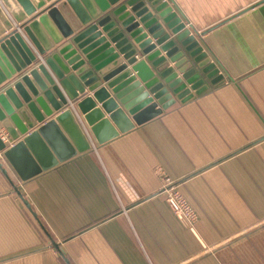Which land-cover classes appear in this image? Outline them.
I'll return each instance as SVG.
<instances>
[{"label": "crops", "instance_id": "crops-1", "mask_svg": "<svg viewBox=\"0 0 264 264\" xmlns=\"http://www.w3.org/2000/svg\"><path fill=\"white\" fill-rule=\"evenodd\" d=\"M167 1L187 28L202 33L235 24L263 0ZM0 10L12 24L0 39L31 17L16 0H0ZM71 26L66 21L64 29ZM244 27L247 58L258 60L263 43L248 22ZM226 57L235 74V54ZM39 80L47 82L41 72ZM191 95L104 144L88 132L91 150L62 153L63 161L53 155L50 165L58 164L27 181L0 151V264H264V63ZM166 177L179 181L198 213L192 226L159 193Z\"/></svg>", "mask_w": 264, "mask_h": 264}, {"label": "water", "instance_id": "water-1", "mask_svg": "<svg viewBox=\"0 0 264 264\" xmlns=\"http://www.w3.org/2000/svg\"><path fill=\"white\" fill-rule=\"evenodd\" d=\"M16 1L31 17L0 39V90L21 76L0 93L8 137L7 143L0 137V151L23 181L57 165H50L53 155L91 150L88 132L104 144L186 103L191 89L201 95L264 63V52L258 60L247 58L250 41L243 37L248 22L264 47V0L239 13L235 24L228 20L203 33L187 28L167 0ZM11 27L0 10V34ZM137 49L145 57H136ZM233 53L235 74L226 57ZM224 67L232 76L220 73Z\"/></svg>", "mask_w": 264, "mask_h": 264}, {"label": "built area", "instance_id": "built-area-1", "mask_svg": "<svg viewBox=\"0 0 264 264\" xmlns=\"http://www.w3.org/2000/svg\"><path fill=\"white\" fill-rule=\"evenodd\" d=\"M39 60L44 61V57L39 55ZM0 137L4 140L7 141V133L3 128H0ZM171 190H174V188L168 189L165 191L166 194V201L171 207V209L177 214L180 215L181 219L188 223L189 226H192V223H194L197 220V215L194 216L195 212L194 210L190 207V205L185 201L181 200L177 203V196L175 193L170 192Z\"/></svg>", "mask_w": 264, "mask_h": 264}, {"label": "rangeland", "instance_id": "rangeland-1", "mask_svg": "<svg viewBox=\"0 0 264 264\" xmlns=\"http://www.w3.org/2000/svg\"><path fill=\"white\" fill-rule=\"evenodd\" d=\"M215 27H216V25H215ZM215 27H213V28H215ZM202 33H203V32H202ZM210 33H211V32H210ZM229 79H231V77H230ZM229 79H226L224 82H222V83H220V84H218V85H216V86H219V85H221V84L226 83ZM171 188H174V190H171L170 192L176 194V196H177V203H178L179 201H181V200H185V201L190 205V207L194 210V212H195L194 216L197 215V219H198V213H197V212L195 211V209L192 207V205L190 204L189 200L184 196L182 190L180 189L181 187H180V183H179L178 180H175V179L170 178V177H166V178L164 179V181H163V184L161 185V188H160V190H159V191H160L159 193H160L161 195H164V197H166L165 191L168 190V189H171ZM174 213H175V214L181 219L180 215L177 214L176 211H175ZM187 224H188V223H187ZM188 225H189V224H188Z\"/></svg>", "mask_w": 264, "mask_h": 264}]
</instances>
